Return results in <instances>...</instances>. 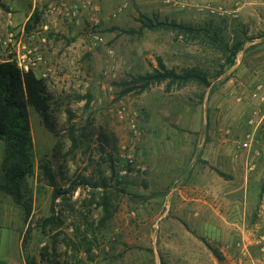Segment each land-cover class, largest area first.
Segmentation results:
<instances>
[{
	"label": "rangeland",
	"instance_id": "374dc122",
	"mask_svg": "<svg viewBox=\"0 0 264 264\" xmlns=\"http://www.w3.org/2000/svg\"><path fill=\"white\" fill-rule=\"evenodd\" d=\"M72 3L76 17L61 11ZM98 3L0 0V60L19 43L41 53L33 71L55 125L28 107L33 169L19 193L29 213L0 192V264H163L160 225L181 206L189 218L206 209L196 219L211 231L187 222L215 264L239 254L262 264L264 0ZM164 72L173 76L152 78ZM44 166L57 188L79 185L43 227L53 193Z\"/></svg>",
	"mask_w": 264,
	"mask_h": 264
},
{
	"label": "trees",
	"instance_id": "16d2710c",
	"mask_svg": "<svg viewBox=\"0 0 264 264\" xmlns=\"http://www.w3.org/2000/svg\"><path fill=\"white\" fill-rule=\"evenodd\" d=\"M35 19L36 16H33L32 21ZM28 29L29 25H27ZM170 76H173V73L164 72V74L158 73L152 78L162 81ZM28 107H32L38 113L47 130L51 133L55 132L54 122L50 118L51 97L46 93L44 80L37 78L32 70L21 71L13 59L0 60V141L3 143V157L0 165L3 177L0 181V192L10 196L16 204L20 205L24 210L25 217H28L29 203L22 200L19 185L32 173L33 169ZM109 161L113 173L115 171L113 156L109 157ZM42 171L43 176L52 187L53 193L50 207L51 215L41 225L43 227L54 226L57 225V218L54 216L55 201L68 197L79 184L73 182L66 189L57 188L51 170L44 166ZM117 183L120 182L116 179V185ZM92 185V187L96 186V184ZM99 185L104 192L110 187L107 186L105 178H102ZM212 253L216 255L214 250ZM26 264L36 263L26 257Z\"/></svg>",
	"mask_w": 264,
	"mask_h": 264
},
{
	"label": "crops",
	"instance_id": "0c3cea01",
	"mask_svg": "<svg viewBox=\"0 0 264 264\" xmlns=\"http://www.w3.org/2000/svg\"><path fill=\"white\" fill-rule=\"evenodd\" d=\"M68 2L72 1H79V0H66ZM116 0H99L100 8L103 10V12L108 11L110 6L115 2ZM98 3V4H99ZM179 212L176 214L178 215V218H171L168 214L170 211H166L165 214H168V216H165L164 221L160 225V231H159V239L161 242V249L163 247L165 253H170L164 258H162L163 264H205L202 259H206L208 262H212L215 264L213 257L207 250H205V247H203L200 242H197V239L193 237L190 230H193V228L188 227V222H193V226H197L198 229L200 228L204 232H209L212 230L211 223L206 219V221L201 222L200 220L196 219V217L200 215L207 214L206 209L199 206L197 208H193L192 217H190V214L185 212L184 209H182V206L179 207ZM174 209H171V211ZM203 220V219H202ZM205 236V234L203 235ZM201 241V240H200ZM195 243V244H194ZM197 246V248L200 251V255L194 254L192 252V249L190 246ZM225 256V253H224ZM245 256V255H244ZM241 254L237 255L236 257L232 258L231 256H225L226 259H231L227 263L231 264H245L246 256L244 257ZM264 258V257H263ZM264 264V261L262 262Z\"/></svg>",
	"mask_w": 264,
	"mask_h": 264
},
{
	"label": "built area",
	"instance_id": "2783aa9c",
	"mask_svg": "<svg viewBox=\"0 0 264 264\" xmlns=\"http://www.w3.org/2000/svg\"><path fill=\"white\" fill-rule=\"evenodd\" d=\"M99 0H81V5L84 8H93L95 7V4ZM66 5V4H65ZM60 9V7L58 6ZM57 8V9H58ZM124 6H121L117 8V10L114 11L113 15H119L122 13ZM67 9L70 11H67ZM78 9L81 10V6H79L77 3H72V5L66 7L63 6L61 8V11L65 13L67 16L71 14L72 16L76 17L78 13ZM13 60L16 63L17 67L23 71L27 72L28 70H35L39 65L42 63L43 58L41 53L34 47L32 46H25V44H18V49L15 52V55L13 56ZM135 132V130H134ZM136 133V132H135ZM247 144L245 143L244 146ZM126 174L125 169H120L119 170V175L124 176Z\"/></svg>",
	"mask_w": 264,
	"mask_h": 264
}]
</instances>
